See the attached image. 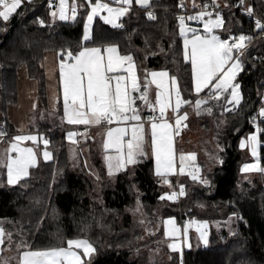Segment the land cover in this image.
Here are the masks:
<instances>
[{
	"label": "trees",
	"instance_id": "trees-1",
	"mask_svg": "<svg viewBox=\"0 0 264 264\" xmlns=\"http://www.w3.org/2000/svg\"><path fill=\"white\" fill-rule=\"evenodd\" d=\"M226 2L229 7L221 6ZM253 2L264 21V0ZM150 3V8L133 4L120 21L123 28L97 17L92 27L93 39L88 41L83 39L86 10H81L73 21L54 20L51 12L56 0H52L53 7H49V0H23L9 22L0 19V96L5 139L15 133L7 110L18 101V76L22 66L38 81L40 98L47 104L43 59L49 51L64 58L68 50L74 55L84 47L116 44L122 54L134 57L142 73L147 75L155 67L178 76L191 98L194 87L191 62L184 59V37L179 33L178 21L189 8L184 4L185 9L181 10V0H151ZM215 3L219 5L216 11L222 10L224 19L219 33L224 38L244 34L251 40L245 41L246 47L240 56L242 69L237 81L242 92L241 102L228 109L220 108V101L212 102L216 123L210 119L202 123L204 128L214 130L223 147L222 162L207 174L210 184L191 177L184 181L186 194L181 201L161 199L168 188L156 175L153 159L139 161L118 173L114 180L107 178L98 160L103 179L102 198L100 203L93 202L92 179L86 171L71 170L64 134L43 128L41 132L48 136L54 158L31 166L29 177L16 185L7 183L5 169L1 172L0 227L4 235L0 246L9 241L8 234L11 240H19L32 250L62 247L69 239L83 238L96 248L91 264H159L151 261L145 252V247L155 240L146 238L149 223L159 225L170 216L182 222L225 220L234 215L237 231L233 235L220 244L213 235L212 245L185 250L183 264H264V181L242 178L239 147L241 137L255 130V114L262 105L264 31L258 30L256 23L236 6L238 0H215ZM206 4L212 6L213 0H200L201 7ZM149 11L155 19L148 17ZM38 18L45 24L40 25ZM62 49L64 54H60ZM258 128L264 143V117L258 121ZM261 155L264 167V146ZM137 191L141 193L145 214L142 220L134 219L129 212L135 206ZM168 264L179 262L174 257Z\"/></svg>",
	"mask_w": 264,
	"mask_h": 264
},
{
	"label": "snow or ice",
	"instance_id": "snow-or-ice-1",
	"mask_svg": "<svg viewBox=\"0 0 264 264\" xmlns=\"http://www.w3.org/2000/svg\"><path fill=\"white\" fill-rule=\"evenodd\" d=\"M85 3L90 7L87 14V20L84 25L85 41L93 39L92 22L94 18L106 11L107 15L102 16L108 24L114 27L123 28L124 25L118 23L121 17L125 16L131 9L133 0H113V3L120 5L113 7L109 3H104L103 0H85ZM135 3L141 7H151L150 0H135ZM22 0H0V19L3 22H9L13 14L17 13V9L21 6ZM243 5V0H240ZM84 5H79L83 7ZM195 6V5H194ZM49 7H53L52 0H49ZM77 4L75 0L69 7L68 0H59V4L55 10L51 12L53 19L59 18L61 21L69 19L75 20L77 16ZM180 7H184L183 0ZM209 5H204L203 9L197 12L194 16L178 17L180 25V35L184 36V59L191 62L192 77L194 81V91L197 94L202 93L205 89L208 95L201 99H196L193 105L197 114L202 110L211 113L210 108L201 109L202 105H206L209 100L219 98L230 91V96L225 98L229 103L238 105L242 99V94L239 91L240 85L234 83L237 74L242 69L240 56L242 50L246 47L245 41L251 40L244 34L239 37L229 36L228 39H222L220 35L215 33V29H219L224 24L223 16L219 11L215 12V19L212 18L213 13L207 11ZM213 8H218L219 5L213 0ZM225 7H229L227 2ZM250 15L253 14L251 6L245 9ZM151 19H155L152 11L147 12ZM205 17H208L205 19ZM186 20H203L204 33L199 34L195 29H192L191 39L187 38ZM38 23L44 25L45 21L38 18ZM256 28L264 31V22L261 19L256 20ZM5 31L7 29H4ZM103 39V37H100ZM230 41H235L230 43ZM107 53V56L104 53ZM239 53V54H237ZM60 54H64L61 50ZM68 60H61L59 63V72L63 85V111L67 123L71 125H85L83 134L69 131L67 138L72 141L78 135H87V126L100 125L105 123L112 125L115 122L117 127H107L106 138L104 140V149L106 151L115 150L114 154L106 155L105 160L109 170V175L114 172H119L125 169L128 165H136L138 157L146 155L144 145L146 136L150 131V140L152 152L155 156V172L158 176H166L167 173L175 171V155L173 148V136L178 134V129L183 126L182 122L187 119V113L177 115L175 125L169 124L165 118L166 110L172 106V89L175 93L174 112H179L182 104H188L189 101L181 99V89L178 85L177 78L172 76L169 89L165 78L169 76L167 71H153L151 76L157 84L160 91L156 93V103L159 105V116L149 117L147 121L143 120L139 115V110L135 107L134 97L132 92L140 91V86L137 81V75L134 71L133 57L131 54L120 55L116 44H102L100 47H84L76 55H73L71 50L67 53ZM127 64V68H125ZM126 72V75H119V72ZM147 80V77H145ZM113 81L115 83H113ZM145 100L148 106H155L148 100L147 85L140 97ZM35 107V105H34ZM259 115L264 116V107L259 110ZM133 121H135L133 123ZM159 121V122H157ZM146 123L150 124V129L146 130ZM130 129V131H129ZM261 129L257 128V132ZM257 132L252 133L248 137V142L251 145L253 156L257 155L258 137ZM4 132L0 131V138H3ZM35 135H17L10 146L5 151V158L0 161L7 169V183L9 185L18 184L23 178L29 177V168L37 163V155L32 148L20 147V141L32 140L37 141ZM48 139L43 140L45 148L49 145ZM240 146H245V141L241 140ZM15 152L16 155L11 153ZM44 159L50 160L52 154L48 151L44 152ZM194 159L195 153L181 154L180 168L182 173L185 170V159ZM222 162V161H221ZM244 170H257L264 172V167H260L259 160L255 164H245ZM194 181H199L202 184H210L206 177H201L197 173H190ZM164 183H169L164 179ZM184 186L180 185L179 195H184ZM169 200L177 198V193H165L164 196ZM242 219V217H238ZM207 223V222H203ZM166 224L172 225L170 229H166V235L176 237L178 229L175 226L173 218H169ZM199 232L198 239L204 245L209 244L207 231L197 229ZM187 226L184 229V241L173 240L169 244V248L174 251H183V245L191 248L192 245L187 238ZM3 229L0 228V243H3ZM11 241V234H8ZM67 247H51L44 249L32 250L27 245H18L26 250L21 252L20 264H91V257L96 252V248L86 239H69ZM76 249H82L83 252ZM87 257L88 259H84Z\"/></svg>",
	"mask_w": 264,
	"mask_h": 264
},
{
	"label": "rangeland",
	"instance_id": "rangeland-1",
	"mask_svg": "<svg viewBox=\"0 0 264 264\" xmlns=\"http://www.w3.org/2000/svg\"><path fill=\"white\" fill-rule=\"evenodd\" d=\"M23 1V0H22ZM69 2V7H71V4L73 3V0H68ZM104 3H109L113 7H117L120 5H117L113 3V0H103ZM182 2V0H181ZM75 3L77 4V16L78 13L81 10H86L85 14V23L87 20V14L88 11H90V7L85 3V0H75ZM92 3H95V0H92ZM59 4V0H56V6ZM133 4H135V0H133ZM132 4V5H133ZM183 4H186L189 8V11L182 13L183 16L188 17V16H194L197 12L204 10L203 7L200 5V0H183ZM221 4V3H219ZM79 5H84L83 7H79ZM195 5V6H194ZM221 6H225L221 4ZM194 8H198V10L195 11ZM55 10V9H54ZM53 10V11H54ZM195 11V12H194ZM220 12V11H219ZM107 15V12L104 11L100 14H98L94 20L99 17L102 21L107 23L104 19H102V16ZM127 15V14H126ZM125 15V16H126ZM76 16V18H77ZM123 16V17H125ZM121 17L120 20L123 18ZM75 18V19H76ZM208 17H205L207 19ZM213 19H215V14L212 16ZM54 20H59V18H55ZM93 20V22H94ZM120 20L118 23H120ZM61 21V20H59ZM66 21H73L72 19L66 20ZM198 20H186L185 23L187 25L186 29V35L187 38L191 39L192 37V29H195L197 33L203 34L204 33V21L200 20V22H197ZM93 22H92V27H93ZM84 23V25H85ZM108 24V23H107ZM111 25V24H109ZM224 25V24H223ZM113 26V25H111ZM223 28V26L219 29H215V33L217 35H220L222 39L224 37L219 33L220 30ZM179 33H180V25H179ZM184 37V36H183ZM185 39V37H184ZM133 57V56H132ZM66 62H69L68 58L65 59ZM133 63H134V71L137 75V81L141 80L142 87L140 88V91H136L134 95V104L135 107L139 110V115L141 118L145 121L148 120V118L151 115V112L153 110H159V105L156 103V93L157 91H160V89L157 88V84L153 81V77L151 76V73L153 71L160 72V71H167L164 68H150L148 71V74L142 73L138 71L137 65L135 63V59L133 57ZM125 68H127V64H125ZM21 72H26V69L22 66L20 68ZM19 70V72H20ZM169 73V72H168ZM240 73V72H239ZM238 73V74H239ZM119 75H126L127 73H118ZM237 74V76H238ZM175 76L177 78L178 85L181 89V99L182 100H187L189 101L188 104H182L181 109L179 112H174L173 107L175 106V93L174 89H172L171 85V77ZM237 76L234 81V83H238L237 81ZM145 77H147V80H145ZM150 80H152V84L150 83ZM166 83L169 87V89H172V106L166 110L165 118L168 120L169 124L175 125V120L177 115H183L185 112L188 114L187 119L182 122L183 126H181L178 129V134H174L173 136V148H174V155H175V171L167 173L166 176H160L162 183L164 186L168 188V190L165 193L172 194L173 192H176L178 189V181L176 180L178 177L184 176L186 174H190V171L197 170L199 173V170L196 169V167H199L201 170V177H207V174L211 172L216 166L220 165V153L223 150V147L219 144L217 141V138L215 136V132L212 129H206L203 127L202 123H204L206 120L210 119V121L216 123V120L213 119L212 115L214 112V108L211 106L212 102H221V107H225V109L232 108L234 107V103H229L227 99L225 98L226 96H230V91L228 93H225L222 95L219 100L212 99L209 100L206 105H202L201 109L204 108H210L211 113L202 110L200 114H197L196 110L194 109L193 105L195 103L196 99H201L204 98L208 95L204 94L207 89H205L202 93L197 94L194 91L193 87V94L191 98L188 96L181 84L180 78L176 75H171L169 73V76L165 78ZM113 83H115L113 81ZM194 84V83H193ZM147 85L148 89V100L151 102L152 105L155 106V109L153 107L148 106V104L145 102V100L141 99V95L144 91V87ZM240 85V84H239ZM39 90V89H38ZM241 92V88L239 89ZM242 94V92H241ZM47 96H48V89H47ZM40 98V94H39ZM242 100V99H241ZM241 102V101H240ZM236 106V105H235ZM61 110L58 112L57 110H54L52 108H48L45 105V101L41 100L39 102V107L37 109H33L31 111L30 117H29V122H28V128H27V123L25 124H20V125H25L26 127L24 128L22 126V130H16V133L12 135V137H8L7 139L2 140L0 138V161H3L5 158V151L6 149L9 148L10 142L13 141L14 137L17 135H35L38 137L37 141H32V140H24L20 141V147L22 148H32L33 151L37 155V164H39L42 161H49L44 159V152L48 151L52 154V160L54 158V154L52 150L47 146L45 148V145L43 144V140L46 138L49 140L48 136L45 135V133H40V127L42 128V125H45V122L48 123L51 127L53 128H61L62 133L65 135L66 141H67V147H68V156L69 160L71 162V170L73 172L77 173H82L84 171L87 172V174L91 177L92 179V193L90 195V198L93 202L100 203L101 198H102V175L100 172V168L98 167V160L101 162L102 166L105 168L106 173H107V178L114 180L118 173L121 171H124L122 169L119 172H114L112 175H109V170L107 167V162L105 160L106 155H112L114 154L115 150H109L106 151L104 149V140L106 138V129L110 125H97V128H95V140H91V135H89V132H87V135H78L74 137V140L76 141L75 143L70 141L67 138V133L69 131L72 132H79L83 134L85 132V125H71L67 123L64 117V111H63V100H62V105H61ZM261 107H264V103L261 105ZM260 107V108H261ZM259 108V110H260ZM62 111V112H61ZM4 114V113H3ZM259 114V111H258ZM264 116L259 115V119L263 118ZM3 118L4 115H0V131L1 128H4V123H3ZM9 119V118H8ZM224 124L223 118L221 119ZM41 121L42 124H41ZM135 122V121H134ZM133 122V123H134ZM159 122V121H157ZM117 126H123V125H117L115 122L111 125V127H117ZM255 130L248 132L247 134L243 135L240 139L239 147L242 152V159H241V176L243 179L246 181H251L253 179H261L264 181V172H260L257 170H244V165L245 164H255L257 160H259V165L260 167L262 166L261 163V145L263 142H261L260 139V134L257 132L258 128V118L254 122ZM146 130L150 129V124L146 123L145 125ZM92 128V127H90ZM89 127L87 126V130ZM19 131V132H18ZM28 131V132H25ZM130 131V129H129ZM37 132V133H36ZM257 132V137H258V144H257V155L253 156L252 150H251V145L248 142V137L254 133ZM91 140V141H90ZM241 140L245 141V146L242 148L240 146ZM144 151L146 155L142 157H138V162L143 160V159H154V164H155V156L152 152V146H151V140H150V131H148V135L146 136V142L144 145ZM188 153H195V158L194 159H185V170L184 172H180V156L181 154H188ZM13 156L16 155L15 152L11 153ZM133 165H128L125 169L128 167L131 168ZM31 168V167H30ZM30 168H29V173H30ZM5 169L6 176H7V169L6 167L0 163V175L1 172ZM164 179H167L169 183H164ZM177 181V182H176ZM176 183V184H175ZM16 185V184H15ZM264 185V184H263ZM170 190V191H169ZM164 193V194H165ZM163 194V196H164ZM141 193L137 191L136 193V203L135 206L129 210V212L133 215L134 219L136 220H142L145 217L144 211L142 209L141 205V200H140ZM166 197V196H165ZM173 218L175 226L178 229V235L176 237H170L167 236L166 229H170L172 225L166 224V221H168L169 218ZM164 218L162 221L161 229L157 226L156 230L152 228V225H156L154 223H149L151 226H149V231L147 232L146 238H154V243L149 244L148 246L145 247L147 254L150 258L151 261L156 262V263H163V264H168L170 261L175 257L178 259L179 264H183V256L185 250H196L200 247L204 246H210L212 245V236L215 235L217 237V242L223 243V241L227 238L233 235L237 231V225H236V216H230L229 218L225 220H198L194 219L192 221L190 220H185L182 222H179L177 220L176 216H170ZM192 222V225H191ZM203 222H207L206 224ZM145 222H143L144 224ZM187 226V238L188 241L191 243L192 247L189 248L187 247L186 244L183 245V251H174L169 248V244L173 243V240L180 241L183 243L184 241V229ZM1 228V227H0ZM200 228L202 231H207L208 232V237H209V244L204 245L201 240L198 239L199 237V232L197 229ZM152 229V230H151ZM75 239H83V238H75ZM87 240V239H86ZM18 245H23L21 241L19 240H14L12 239L11 241H8L4 245L0 246V264H20V259H21V252L24 250L22 247H18ZM62 246V247H67ZM26 250V249H25ZM77 251H80L81 253L83 252L82 249H76ZM95 254V253H94ZM92 255V257L94 256ZM91 257V258H92ZM132 258H135V254L132 255ZM84 259H88L87 257H84Z\"/></svg>",
	"mask_w": 264,
	"mask_h": 264
},
{
	"label": "crops",
	"instance_id": "crops-1",
	"mask_svg": "<svg viewBox=\"0 0 264 264\" xmlns=\"http://www.w3.org/2000/svg\"><path fill=\"white\" fill-rule=\"evenodd\" d=\"M136 5H138V4H136ZM91 47H96V46H91ZM91 47H89V48H91ZM118 52L120 55H125V54H122L119 51V49H118ZM77 53H75L74 55H76ZM104 55L107 56V53L105 52ZM66 58L67 57H64V58L60 57V55L54 51H49L45 54L44 59H43V67H44V70L46 72V83H47V89H48L47 104H45V105L48 108H52L54 110H57L58 112H60V110L62 108L61 105H62V100H63V85H62L60 72H59V63L62 59L65 60ZM69 62H72V61L69 60ZM135 63H136V61H135ZM136 65H137V63H136ZM23 67L26 69L25 66H23ZM137 68H138V65H137ZM138 71L142 75V72L140 71L139 68H138ZM119 73H126V72L122 71ZM147 74H148V72H147ZM18 77H19V79H18V101L15 104L10 105L8 107V110H7V118H9L8 119L9 122L13 125L15 133H16V130H22V126L24 128L26 127L25 125H20L23 123L25 124V122L27 123V128H28V126H29L28 122H29V117H30L31 111L33 109H37L39 107V102H40L39 90H38V81L35 78H32L28 75L27 69H26V72H21V70H20ZM151 81L152 80H150V83L152 84ZM138 84L141 88L142 87L141 80L138 81ZM0 86H1V70H0ZM135 92H132V95H134ZM34 105H35V107H34ZM154 112L159 113V110H157V109L153 110L151 112V114ZM0 115L1 116L4 115L3 111L1 109V96H0ZM42 122L43 121H41V124H42ZM88 127H89V129L87 130V132H89V135H91V140H95V133H94L95 131L94 130H95V128H97V125H92V126H88ZM90 127H92V128H90ZM43 128L44 129L49 128L50 130H53V131L59 130L62 132L61 128H53L46 122H45V125L44 124L42 125V128L40 127V133H42L41 130ZM25 132H28V131H25ZM77 133H79V132H77ZM10 137H12V136H10ZM196 169L199 170L198 174L201 175L200 168L196 167ZM124 170H126V169H124ZM191 177H192V175L186 174L184 176L178 177L176 180L177 181L179 180L184 185V181L188 178H191ZM161 225H162V222L159 225H154L153 228L156 230V227L158 226L160 228Z\"/></svg>",
	"mask_w": 264,
	"mask_h": 264
},
{
	"label": "built area",
	"instance_id": "built-area-1",
	"mask_svg": "<svg viewBox=\"0 0 264 264\" xmlns=\"http://www.w3.org/2000/svg\"><path fill=\"white\" fill-rule=\"evenodd\" d=\"M236 6H237V7H241L242 10H243V12L247 15V17L250 18V19H252L254 22H256L257 19H261V21L264 22L263 19H262L261 16H260V14L257 12L253 0H243V5H241V4H240V0H238V3H237ZM249 6H251L252 9H253V14H252V15H250V14L245 10V9H246L247 7H249ZM184 9H185V7H181V10H184ZM207 11H210V12H212L213 14H215L216 9L213 8L212 6H209L208 9H207ZM220 13H221V15H222V10L220 11ZM197 22H200V20H198ZM225 39H228V38H225ZM234 42H235V41H230V43H234ZM242 51H243V50H242ZM237 54H239V53H237ZM261 101H262V104H263V103H264V91H263V93H262ZM154 115L158 117V116H159V113H158V112H154V113H152V114L150 115V117H152V116H154ZM257 118H258V121L261 119V118L259 119V114H258V112L255 114V120H257ZM102 124L107 125V124H105V123H102ZM1 131L5 133V135H4L3 138H2V140H4L5 137H6L7 132L5 131L4 128H1ZM262 146H264V143L261 145V147H262ZM261 157H262V155H261ZM189 172H190V173H197V174H198L197 170H194V171H190V170H189ZM180 185H183V184L178 180V189H177V191H176L175 193H177V198H176V199H178L179 201H181V200L185 197V194H186V193H185V188H184V193H185V194H184V195H179V192H180ZM183 186H184V185H183ZM263 186H264V185H263Z\"/></svg>",
	"mask_w": 264,
	"mask_h": 264
},
{
	"label": "water",
	"instance_id": "water-1",
	"mask_svg": "<svg viewBox=\"0 0 264 264\" xmlns=\"http://www.w3.org/2000/svg\"><path fill=\"white\" fill-rule=\"evenodd\" d=\"M191 225H192V222H191Z\"/></svg>",
	"mask_w": 264,
	"mask_h": 264
}]
</instances>
